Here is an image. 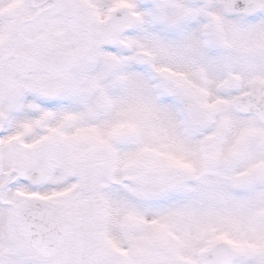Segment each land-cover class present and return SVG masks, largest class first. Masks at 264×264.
<instances>
[{"label":"snow or ice","instance_id":"obj_1","mask_svg":"<svg viewBox=\"0 0 264 264\" xmlns=\"http://www.w3.org/2000/svg\"><path fill=\"white\" fill-rule=\"evenodd\" d=\"M0 264H264V0H0Z\"/></svg>","mask_w":264,"mask_h":264}]
</instances>
